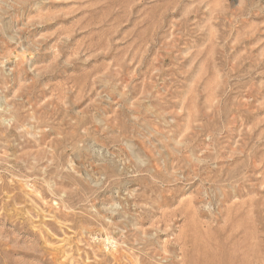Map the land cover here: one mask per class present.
I'll list each match as a JSON object with an SVG mask.
<instances>
[{
    "label": "rangeland",
    "instance_id": "374dc122",
    "mask_svg": "<svg viewBox=\"0 0 264 264\" xmlns=\"http://www.w3.org/2000/svg\"><path fill=\"white\" fill-rule=\"evenodd\" d=\"M0 264H264V0H0Z\"/></svg>",
    "mask_w": 264,
    "mask_h": 264
}]
</instances>
